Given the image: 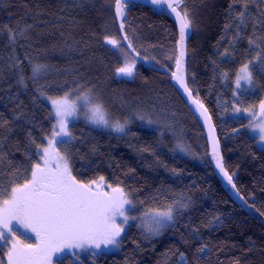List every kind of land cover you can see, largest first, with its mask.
<instances>
[{"label": "trees", "instance_id": "16d2710c", "mask_svg": "<svg viewBox=\"0 0 264 264\" xmlns=\"http://www.w3.org/2000/svg\"><path fill=\"white\" fill-rule=\"evenodd\" d=\"M230 2L186 0L195 18L187 51L188 83L212 115L225 166L233 174L239 192L262 214L264 149L249 133V119L235 117L232 111L234 104L256 110L264 100V54L251 65L253 89L243 90L235 98L236 72L260 49H250L247 39L229 45L234 29L226 33L224 25ZM114 4L115 0H0V119L9 121L0 127V151L5 153L0 184L7 189L13 179L9 160L21 170L30 167L24 152L35 153L36 146L29 143L28 133L37 144L46 143L44 137L50 134L54 120L48 118L50 105L36 90L39 86H47L51 96L62 95L77 83L93 89L114 88L119 94H147L150 102L156 101L162 107L152 104L155 107L150 108L158 110L149 115L158 123L147 126L137 118L136 113L141 114L144 108L135 97L133 106H129L133 113L127 135L94 128L83 121L70 124L76 137L71 146L73 174L84 181L102 175L113 184L119 178L129 189L136 190L135 200L146 202L137 204L132 213L137 216L145 207L171 202L181 193L191 203L179 211L175 227L160 236L145 239L137 220L127 227L118 252H101L76 264H185L179 253L187 257L186 264H264V225L233 201L220 184L207 157L204 133L171 84L170 76L139 62L133 77L115 75L121 64L115 50L104 41L105 35L120 37ZM251 11L255 13V7ZM26 25H32L27 38L10 41L9 29L19 31ZM125 32L146 58L142 60L156 67H174L178 33L167 15L155 7L128 2ZM251 34L249 23L243 35ZM259 34L264 35V29ZM225 48H229L227 55H223ZM32 64L48 66L36 81L29 79ZM223 72L228 73L227 79L222 77ZM21 75L27 87L18 83ZM178 126L179 133L174 129ZM178 143L188 152H181L176 147ZM58 147L64 151L67 146ZM143 148L149 150L140 151ZM22 180L23 176L17 182ZM153 197L157 198L155 203ZM186 225L199 229V240L190 237V227ZM202 244L208 247L198 253L196 249ZM4 252L0 246V260L6 264ZM63 264H74V259H65Z\"/></svg>", "mask_w": 264, "mask_h": 264}, {"label": "snow or ice", "instance_id": "6c2138e0", "mask_svg": "<svg viewBox=\"0 0 264 264\" xmlns=\"http://www.w3.org/2000/svg\"><path fill=\"white\" fill-rule=\"evenodd\" d=\"M148 3L160 14L175 17L179 31L178 55L175 56V71L171 72V79L183 90L203 118L209 130L212 159L224 179L235 189L233 174L225 168L220 155L219 140L215 136L212 118L200 100L199 94H193L187 80L184 67L187 52L186 38L191 34L195 18L186 0H148ZM127 4L128 0H115V16L120 19L119 30L123 35L119 38L109 35L104 37L105 44L110 45L122 56L121 66L115 69V75L119 78L133 77L137 59H146L137 51L131 37L125 32ZM253 7L256 9L255 13L251 11ZM227 12L225 32L234 29L233 40L229 41V45L234 46L235 41L247 39L250 49L253 46L260 49L255 57L244 63L235 74L233 96L238 97L242 88L253 86L254 77L250 65L261 60L264 54L262 47L264 35L259 34L260 30L264 29V0H231ZM249 23L252 25V34L245 36L243 32ZM30 28L32 25H26L19 31L9 29L10 41L15 43L17 37L27 38L26 33ZM221 39L224 37L222 36ZM228 52L229 48H225L223 55H227ZM47 68L48 66L44 64H32V75L29 79L38 80L46 73ZM221 75L224 79L228 78L227 72ZM18 83L27 87L23 75L20 76ZM46 87L41 85L36 90L49 103L48 118L54 120L50 134L44 137L47 143L42 141L37 144L29 132V143L36 146L35 153L27 150L24 152L30 167H23L21 170V166H14L9 160V168L13 169L10 175L13 179L7 189L0 184V246L6 248L4 255L7 257V264H63L68 258H73L76 264L80 253L88 249L102 251L119 248L122 234L129 221H139L137 227L143 230L145 239L158 237L165 229L175 227L177 214L181 209H187L191 203L190 198H186L183 193L171 202L163 203L158 207H145L137 216L132 214L137 209V204L145 205L146 202L135 200L133 193L136 190L129 189L119 178L113 184L102 175L84 181L73 174L71 146L76 137L70 129V124L83 118L86 124L94 128L110 129L127 135V126L131 122V117H125L123 120L115 117L93 87H85L77 83L75 87H70L62 95L57 96L48 95ZM233 110L237 114L241 112L248 114L247 127L258 134L260 143H264V100L259 102L258 111H254L252 107L242 109L235 104ZM136 116L149 125L158 123L144 114L136 113ZM8 124V120L0 119V127ZM60 145L67 147L61 151L58 147ZM176 147L181 152H188L182 144L178 143ZM92 150L95 151V148ZM148 150L140 149V151ZM33 156L36 159H33ZM4 161L5 153L0 151V167L3 166ZM129 171L134 170L129 169ZM171 171L179 175L176 169ZM21 176H23L22 182H17ZM152 199L155 203L157 198ZM214 219L219 220V217ZM186 227L190 226L186 225ZM189 235L194 240L200 239L198 228L190 227ZM32 236L35 237L34 243L31 242ZM187 242L185 240V243ZM207 247L206 244H202L196 251L203 253ZM96 254V251L91 253L93 257ZM179 256L186 264L185 254L179 253ZM0 264H4V261L0 260Z\"/></svg>", "mask_w": 264, "mask_h": 264}, {"label": "water", "instance_id": "95a60500", "mask_svg": "<svg viewBox=\"0 0 264 264\" xmlns=\"http://www.w3.org/2000/svg\"><path fill=\"white\" fill-rule=\"evenodd\" d=\"M128 2H134V3L142 4V5H145V6L153 7V6H151L148 3V0H128ZM114 13H115V4H114ZM167 16L174 22V24H175V26L177 28L178 39H179L178 24L175 21V17L171 16V15H167ZM115 18H116V16H115ZM116 24H117V27H118V30H119L120 19L116 18ZM119 33H120V36L123 35V33H121L120 30H119ZM190 37H191V34L186 38V50L187 51H188V43H189ZM177 55H178V49H177ZM137 62L142 63L145 66H147L148 68L153 69V70H155L157 72L169 75L170 78H171V72L175 71V65H174V67L172 69H169L167 67H156V66L152 65L151 63L146 62V61L141 60V59H137ZM184 67H185V70H186V75H187V80H188V53L187 52H186V56H185ZM170 80H171V84L177 90V92L181 96V98L184 100V102L187 105L189 111L195 117V119L199 123V125H200V127H201V129H202V131L204 133V136H205V139H206V143H207V148H208L207 157H208V160H209V162L211 164V167H212L217 179L219 180L220 184L225 189V191L229 194V196L233 199V201H235L248 214H250L251 216H253L256 219H258L259 221H261L262 224L264 225V216L256 209L255 206H253L252 204L248 203L245 200L244 196H242V194L239 192L237 186H236L235 189H233L232 186L230 184H228V182L224 179L223 175L220 173L219 169L216 167L215 161L212 159V156H211V142L209 140V130H208L207 126L205 125L203 118L195 110V106L190 103V101L188 100V98H187L186 94L183 92V90L179 88V86L175 83V81H173L172 79H170ZM208 112H209V115L212 118V115H211L209 110H208ZM211 123L215 127V136L219 140L220 155L223 158V163H224V166H225L222 145H221V142H220V139H219V136H218V132H217V129H216V126H215L213 118L211 119ZM225 168H226V166H225ZM233 182L235 183L234 179H233ZM241 197L243 199H241Z\"/></svg>", "mask_w": 264, "mask_h": 264}, {"label": "rangeland", "instance_id": "374dc122", "mask_svg": "<svg viewBox=\"0 0 264 264\" xmlns=\"http://www.w3.org/2000/svg\"><path fill=\"white\" fill-rule=\"evenodd\" d=\"M70 1H72V0H70ZM115 58H116V60H118V61H120V64H122V56H121V54L118 52V51H116L115 50ZM121 66V65H120ZM250 70H251V65H250ZM127 79L128 78H131V77H126ZM253 89V86L252 87H250V88H242L240 91H239V94L243 91V90H247V91H250V90H252ZM234 90H235V86H234ZM94 91L97 93V94H99V96L104 100V102L106 103V105L111 109V111L114 113V115H115V117H119L121 120H123V118H125V117H131V115H132V113H133V110H132V108H129V106H133V103H134V98L135 97H139V100H140V103L142 104V106H143V110H142V112H140L141 114H144V115H146V116H149V115H155L157 112H158V110L157 111H155V110H150V108L151 107H155V105H152V104H158V108H162L161 107V105L159 104V103H157L156 101H152V102H150L149 101V98H148V95L147 94H145V95H143V96H137V95H132V93H128V94H119V93H117V92H115L114 91V88H108V87H104V86H102V87H98V88H95L94 89ZM239 96V95H238ZM235 98H237V97H235ZM121 99H123L124 100V102H122V101H120ZM45 100V99H44ZM160 100V99H159ZM46 101V100H45ZM47 102V101H46ZM48 103V102H47ZM49 104V103H48ZM127 104V106H125ZM131 106V107H132ZM237 106V105H236ZM238 107V106H237ZM149 110V111H146V110ZM150 111H152L151 113H149ZM254 111H258V108L256 109V110H254ZM161 112V111H160ZM167 113V111L165 112V113H161V115H160V117L162 118V114L163 115H165ZM232 115L233 116H235V117H246V118H248V114L247 113H243V112H241V113H239V114H237V113H235L234 112V110L232 111ZM77 121H83L84 122V120H83V118H81V119H79V120H77ZM164 123H165V121L164 120H162ZM74 122H76V121H74ZM166 122L167 123H171V119H168V120H166ZM146 125L148 126V124L146 123ZM128 128H129V124H128V126H127V130H128ZM98 129H103V128H98ZM174 129H175V131L176 132H178L179 133V131H180V127L178 126V127H174ZM105 130H109V131H111V132H113V133H115V134H118V135H120L121 133H116V132H114V131H112V130H110V129H105ZM248 131H249V133L252 135V136H254V137H256V140H257V144H258V146L261 148V149H264V143H260L259 142V140H258V134L256 133V132H252V131H250L249 130V128H248ZM47 143V142H46ZM45 143V144H46ZM137 220H135V221H129V224L131 223V222H136ZM129 224L126 226V228H125V231L127 230V227L129 226ZM138 224H139V221H138ZM168 229V228H167ZM167 229H165V230H167ZM164 230V231H165ZM125 233V232H124ZM124 233L122 234V238H123V235H124ZM121 238V239H122ZM31 242H35V237L34 236H32V239H31ZM121 245H122V243H121ZM121 245H120V247L119 248H109V249H103L102 251H100V250H95V249H88L87 251H84V252H81L80 253V258H79V261H81L83 258H89V259H93V256L91 255V253L93 252V251H96L97 252V254L98 253H101V252H118L120 249H121ZM5 248V247H4ZM5 251H6V248H5ZM7 258V257H6ZM7 264V263H6Z\"/></svg>", "mask_w": 264, "mask_h": 264}]
</instances>
